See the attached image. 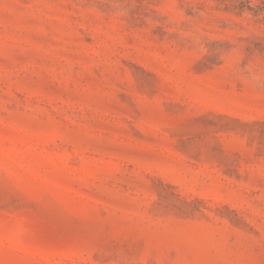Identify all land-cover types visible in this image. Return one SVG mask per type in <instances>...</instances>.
I'll return each mask as SVG.
<instances>
[{"label": "rangeland", "instance_id": "1", "mask_svg": "<svg viewBox=\"0 0 264 264\" xmlns=\"http://www.w3.org/2000/svg\"><path fill=\"white\" fill-rule=\"evenodd\" d=\"M0 264H264V0H0Z\"/></svg>", "mask_w": 264, "mask_h": 264}]
</instances>
